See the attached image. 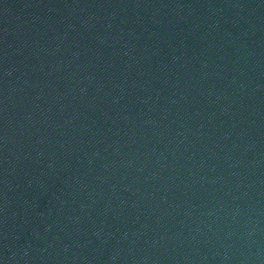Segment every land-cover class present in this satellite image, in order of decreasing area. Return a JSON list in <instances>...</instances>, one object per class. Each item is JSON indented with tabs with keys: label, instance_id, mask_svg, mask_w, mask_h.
I'll return each mask as SVG.
<instances>
[{
	"label": "water",
	"instance_id": "water-1",
	"mask_svg": "<svg viewBox=\"0 0 264 264\" xmlns=\"http://www.w3.org/2000/svg\"><path fill=\"white\" fill-rule=\"evenodd\" d=\"M0 264H264V0H0Z\"/></svg>",
	"mask_w": 264,
	"mask_h": 264
}]
</instances>
